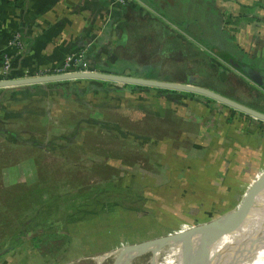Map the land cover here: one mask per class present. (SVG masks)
Here are the masks:
<instances>
[{
  "label": "crops",
  "instance_id": "1",
  "mask_svg": "<svg viewBox=\"0 0 264 264\" xmlns=\"http://www.w3.org/2000/svg\"><path fill=\"white\" fill-rule=\"evenodd\" d=\"M127 2V5L122 6L113 0H1L0 50L12 55L10 77L18 79L53 69L62 63L69 52L86 49V67L91 71L186 83L188 76L195 75L196 79L198 75L197 49L210 57L213 54L210 45L212 42H216L215 53L218 56L228 54L231 49L229 36L227 35L228 41L223 40L225 29H217V19H226V10H235L238 4L254 3L253 0ZM214 8H217L216 11ZM229 13L236 14L234 11ZM17 30L24 43V50L18 53L7 45L9 37ZM203 32L209 33L211 37L198 35ZM255 36L252 35L255 41H264V28H259ZM257 48L258 50L253 51L255 56L256 52H262L263 46L259 45ZM242 49L243 56L247 57L249 51L244 46ZM191 51L193 59L190 57L188 61L185 60L184 55L190 56ZM211 59L214 60L212 57ZM261 61L259 59L252 67L244 62L238 63L239 67L245 66L240 72L226 71L248 85L247 94H241L237 90L240 86L235 83L221 90L212 85H205L204 88L264 113V85L258 84L261 80L264 82V66ZM187 72L194 74H189L186 80H182L183 74ZM249 73L256 75L258 82L250 77L245 80L252 82L244 81L242 74L249 76ZM48 83L0 87L2 106L13 109V104H18L17 97L20 93L33 94L38 90L50 93L42 88ZM80 84L93 86L83 98L85 102L97 106L96 112L90 113L97 122L108 120L112 126L117 127L114 119L106 118L105 114L116 112V97L121 96L122 106L126 101L146 104L145 107L155 106L158 118L165 117L168 103L180 126L190 129L180 136L182 146L171 152L172 160H168V165L163 160L157 162L160 173L152 181L162 186L158 187L160 189L157 195H169L171 191L172 195H180L189 200V207L195 206L192 201L198 204L203 198L205 201L208 198V205L235 208L251 183L264 172V121L260 119L191 91H160L155 89L157 87L139 88L137 86L143 85L137 84L122 87V83L101 79H82ZM195 84L200 86L196 81ZM33 85L37 86L28 91L27 88ZM26 98L34 97L27 95ZM142 142L156 145L158 149L163 148V139L159 136L143 137ZM24 172L30 174L29 171ZM210 195L216 196L217 203L209 200ZM203 215L208 216V211ZM90 216L89 223H83L86 220L84 217L72 222L70 227L68 225L70 233L67 234L74 236L89 230L97 231V227L101 226L100 221L93 218L96 216L95 212ZM208 222L201 221L192 226ZM105 225L107 224L103 226ZM76 230L78 234L75 233ZM73 257L75 258H66V264L75 261L81 263L88 259L85 254ZM51 260L55 259L42 255L28 240L0 257V264H54Z\"/></svg>",
  "mask_w": 264,
  "mask_h": 264
},
{
  "label": "rangeland",
  "instance_id": "2",
  "mask_svg": "<svg viewBox=\"0 0 264 264\" xmlns=\"http://www.w3.org/2000/svg\"><path fill=\"white\" fill-rule=\"evenodd\" d=\"M253 2L250 5L238 4L235 10L229 8L225 14L227 18L222 21L216 18L219 22L217 29H225L224 42L228 41L227 35L231 41V49L228 54L224 53L228 55L231 63L216 55V42L210 44L213 53L211 57L224 69L222 78H225L227 70L240 72L242 67H245L242 65L239 67L238 63L252 67L260 59L264 66V41L261 39L255 41L252 38V35L257 36L259 28H264V0ZM216 9L214 8L215 11ZM229 11L236 14L231 15ZM235 17L238 20L235 24L231 23ZM198 35L204 38L211 37L209 33L204 32ZM259 45L263 46V50L259 54L256 52L255 56L253 51L258 50ZM242 46L249 51L247 57L243 56ZM86 63L88 64L87 59ZM242 75L244 81L252 82L245 80L250 76ZM82 79L94 78L59 81L65 83L69 80ZM258 84L264 85V82L261 80ZM237 90L241 94L248 93V89L241 86L237 87ZM27 95L34 98L28 99ZM17 98L19 101L18 104H13V110L9 108L8 112L3 114L4 117H0V212H2L0 217L9 213L8 219L11 222L15 221L19 209L16 202L8 207L7 200L13 197L11 195H16L15 190L18 186L36 183L38 190L28 194L29 202L37 203L46 198L48 200L45 201L46 214L35 221L37 225H45L39 226L34 233H48L52 246L47 245L46 248L53 249L57 255L52 257L46 254V257L54 258L56 261L51 260L54 264L58 262L66 264L68 258L84 254L88 259L81 263L75 261L67 264H98L96 263L98 256L106 253L108 255L100 264H116L118 253L115 251L120 247L165 237L169 233H177L201 221L213 220L221 216L220 214L234 209L208 205V198L206 201L203 198L198 204L192 201L195 206L189 207L187 206L189 200L181 198L180 195H172L171 191L169 195H157L160 189L158 187H162L152 182L160 173L157 162L163 160L168 165V160L172 158L171 152L182 146L180 136L184 131L190 130L180 126L170 104L166 103L165 117L161 119L155 115V106L145 107L144 103L142 105L128 101L122 106L120 102L123 98L117 96V109L114 108L116 112L110 111L105 114L106 118L114 119L117 127L105 125L98 128L95 124L98 120L90 119V113L96 112L97 106L85 102L84 98H81L82 101H78L80 103L78 104L74 99H64L57 91L44 93L41 90L33 94L20 93ZM0 112L2 113V109ZM90 123L91 127L88 126ZM126 132L134 135H127ZM62 134L65 137H60ZM156 136L163 139L161 149L156 145L142 142L143 137ZM49 140L52 142L46 147L45 143H49ZM25 141H29L30 144H26ZM24 171H29L30 174ZM8 190L14 193L4 195ZM96 192L100 195L95 194L92 197ZM67 195L71 198L76 197L72 202L77 205L71 207L72 210L65 208L67 206L56 199L64 196L66 198ZM87 195L89 196L85 197ZM209 197V200L217 203L216 196ZM193 198L195 199V196ZM221 202L222 200L219 201ZM205 211H208V216L203 215ZM93 212L96 215L93 218L95 221L99 220L101 225L100 228L97 227V231L95 229L78 234L76 230L75 233L78 235L67 234V238L59 237L57 242L50 236L49 233L56 231L57 227L69 232L67 226L70 227L72 222L80 221L84 217L86 220L83 223H89L88 218H91ZM101 223L107 225L103 226ZM7 225L5 220L3 227ZM1 238L2 236L0 240ZM178 247L183 264L184 252L179 243ZM154 253L153 249L138 253L129 264H153V261L154 264H164L167 259L172 263L177 260L169 244L158 249L156 256Z\"/></svg>",
  "mask_w": 264,
  "mask_h": 264
},
{
  "label": "trees",
  "instance_id": "3",
  "mask_svg": "<svg viewBox=\"0 0 264 264\" xmlns=\"http://www.w3.org/2000/svg\"><path fill=\"white\" fill-rule=\"evenodd\" d=\"M127 3L128 2H126V4H123L122 6L127 5ZM242 7H244V6H242ZM236 20H238L237 17H235L231 21V23L235 24ZM228 21H230V19H228ZM183 42H184V44L187 45L186 41H183ZM184 44H182V45L184 46ZM185 47L187 50V46H185ZM220 54H222V53H220ZM221 56L226 62H229L228 55L222 54ZM190 57H191V59H193L192 58V51H191L190 56L186 55V57H185V55H184V59L187 61L189 60ZM196 61L198 63V70L196 71V73L198 75L196 76L195 81L198 82L200 84V86L205 87V85H210V86L212 85L215 89L221 90L222 88H224V89L227 88L228 85L229 86L232 85L231 83H235L238 86H242L243 88L248 89V85L245 82H243L242 79H240V78L238 79L235 76H233L230 71L225 72V78H222L221 74L224 73V69H222V66L219 63L212 60L211 57L207 53L200 51L199 49L196 50ZM189 74H194V72H187V73L183 74L184 79H182V80H186V76ZM80 82L81 81H74L72 83H70V82L63 83L61 81H53V82H50L47 85L43 86L42 88H45V89L49 90L50 92L57 91L61 95V97H63L64 99L70 98V99H74L75 101L78 102V101H82L81 98L86 96V94L93 89V86H90L88 84L83 85V84H80ZM36 86L37 85L29 86L27 89H28V91H31ZM125 86H127V84L122 85V87H125ZM137 87L144 88V86H137ZM121 89L122 88H120V90ZM155 89H158L160 91H169L168 89H160V88H155ZM2 103H3V101L0 99V106L3 105ZM8 108L9 107L0 108V109H2V113L0 112V115L2 117H4L3 114H6L8 112L7 111ZM90 119L95 121L91 116H90ZM86 120H88V119H86ZM98 123H100V122H95V124L98 126V128H99V126L102 127L105 125H108L109 127L112 126L111 122L108 120L102 121L100 124H98ZM92 124H93V122H92ZM90 125H91V123L88 126L91 127L92 125L91 126ZM101 129H105V128H101ZM113 131H117V130H113ZM126 134L130 135L127 132H126ZM60 137L63 138L65 136L62 134V135H60ZM21 142H23V141H21ZM51 142L52 141L49 140V143H45V144H47L45 146L46 147L49 146V144ZM25 143L30 144L29 141H25ZM33 144L36 145L35 143H33ZM41 189H43V188H39V190H41ZM36 190H38V185L36 183H32L29 185H25L23 187L18 186V188L15 190L16 195H11L14 192H9V190L4 193V195L13 196L11 198L12 200L11 199L7 200L6 203L9 207L12 204H15V202H16V206L19 209V213L17 215L18 222H16L17 219L15 221L11 222L8 219L9 213L6 215L3 214V217H2V215L0 217V218H2V220H0V236H2V238H3L2 240H0V257H2L6 253L12 251L19 244L21 245L22 243L26 242V240L28 241V239L32 242L34 247H36L42 253V255L49 254L52 257H55L53 255H57V253L55 251H53V249H47L46 248L47 245L48 246L51 245V241H50V238L48 236V233H45V232H43L41 234L34 233L39 226L45 225V224H38L37 225L35 222L36 219L42 218L43 215H45L47 212V210L45 209V205H46L45 201L47 198L45 200H42V201L37 202V203H30L29 202V198H30L29 196L30 195H28V194H30L31 192H34ZM98 191H100V190H98ZM95 194L100 195V193L96 192V193L92 194V197ZM88 196L89 195H87L85 197H88ZM64 197H62V198L57 197L56 199H59L60 202L62 201V204H65V206H67L65 208L72 210L71 207L77 205L75 202H72V200L75 199L76 197L71 198V196L68 197V195L66 198H64ZM83 199H85V198H83ZM3 208L5 209V207H3ZM1 213L2 212H0V214ZM5 220H6V223H8V225L3 227ZM49 234L52 237V239H54V241H56V242L59 240V237L60 238L61 237L67 238V236H66L67 232H65L64 230L62 231V229H59V227H57L56 231L51 232ZM54 246H56V245L54 244Z\"/></svg>",
  "mask_w": 264,
  "mask_h": 264
},
{
  "label": "water",
  "instance_id": "4",
  "mask_svg": "<svg viewBox=\"0 0 264 264\" xmlns=\"http://www.w3.org/2000/svg\"><path fill=\"white\" fill-rule=\"evenodd\" d=\"M249 76L251 79L258 82L256 75L250 73ZM73 78H94V79L108 80L114 82H121L125 84L128 83V84H137V85H143L149 87H157V88L169 89V90L191 91L194 93L204 95L208 98L214 99L229 107H232L234 109H237L257 119L264 121V113L254 110L243 104H240L210 89L196 85L195 75L188 76L186 83H181V82H169V81L147 79L141 77H132L126 75H115L109 73L89 71L82 73L46 75L39 77H26L20 79L0 81V87L8 88L11 86L44 84L46 82H53V81L73 79ZM263 188H264V172L260 174L251 183V185L244 193L241 201L237 204V206L233 210L227 212V214L222 217L221 221L217 222L214 226H211V223L215 219L203 225L192 226L189 229L183 231L181 230L178 231L177 233L174 232L173 234H168L165 237H159L154 240H149L129 246L131 247L133 246V249H137L139 251L145 252L147 250H152L153 248L148 246L147 248L142 249L140 246H143L144 244H150V245L156 244V246H159V248H161L164 245L168 244V242H166L167 240L174 239V241L178 240V243L180 247H182V250L184 252L185 258L183 264H207L208 261L206 255L210 251L213 243L217 239L227 237L237 230L244 217L248 214L252 206L255 204L256 196L260 193V191ZM197 234H202L205 236V238L200 242L197 254L195 255L192 241H193V237ZM154 242H160V243H154ZM139 251H137L136 254L142 253ZM124 252L125 251L120 250V252L118 253V261L121 260ZM125 253H133V252L126 251Z\"/></svg>",
  "mask_w": 264,
  "mask_h": 264
},
{
  "label": "bare ground",
  "instance_id": "5",
  "mask_svg": "<svg viewBox=\"0 0 264 264\" xmlns=\"http://www.w3.org/2000/svg\"><path fill=\"white\" fill-rule=\"evenodd\" d=\"M226 214L227 213L212 221L211 226H214L217 222L221 221L222 217ZM204 238L205 236L202 234H197L193 237L192 244L195 255L197 254L200 242ZM166 242H168L171 246L172 253L177 257V260H175L174 263L181 264V251L178 247V241L171 239ZM148 246L154 249V256H156L157 250L161 249L159 246H156V244H144L140 247L144 249ZM120 250L125 252L130 251L133 253L124 252L121 260H117L116 264H129L132 257L136 255L137 251H139L137 249H133V246L131 247L129 245L120 247L118 251L116 250L115 252L119 253ZM107 255L108 254L106 253L100 257L98 256L96 261L100 264ZM206 257L208 261L207 264H264V188L256 196L255 204L244 217L237 230L227 237L217 239L213 243ZM154 262L155 261H153V264ZM174 263H172L170 259L164 261V264Z\"/></svg>",
  "mask_w": 264,
  "mask_h": 264
},
{
  "label": "built area",
  "instance_id": "6",
  "mask_svg": "<svg viewBox=\"0 0 264 264\" xmlns=\"http://www.w3.org/2000/svg\"><path fill=\"white\" fill-rule=\"evenodd\" d=\"M115 3L123 5L128 0H113ZM130 1V0H129ZM1 2V0H0ZM7 45L15 50V52H21L24 50V43L21 33L17 30L14 31L8 39ZM12 66V55L5 50H0V81L13 80L15 78L10 77V69ZM91 70L86 67V49H79L69 52L63 59L62 63L47 71H40L35 75L26 77H39L46 75H58L68 73H82L89 72ZM20 79V78H18Z\"/></svg>",
  "mask_w": 264,
  "mask_h": 264
}]
</instances>
